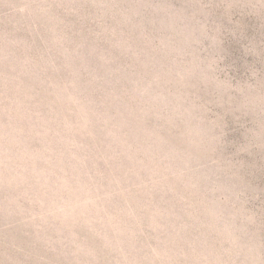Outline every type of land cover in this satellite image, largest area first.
Segmentation results:
<instances>
[{"label":"rangeland","instance_id":"rangeland-1","mask_svg":"<svg viewBox=\"0 0 264 264\" xmlns=\"http://www.w3.org/2000/svg\"><path fill=\"white\" fill-rule=\"evenodd\" d=\"M0 264H264V0H0Z\"/></svg>","mask_w":264,"mask_h":264}]
</instances>
